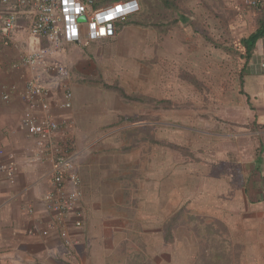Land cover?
Wrapping results in <instances>:
<instances>
[{
	"label": "crops",
	"instance_id": "obj_1",
	"mask_svg": "<svg viewBox=\"0 0 264 264\" xmlns=\"http://www.w3.org/2000/svg\"><path fill=\"white\" fill-rule=\"evenodd\" d=\"M114 38L87 47L64 43V63H58L66 74L42 80L61 125L55 136L68 142L83 192L82 215L72 214L63 230L48 229L52 214L43 197L52 189L51 175L48 164L34 161L33 141L21 128L26 105L18 93L9 101L2 97L12 83L23 85L9 66L17 53L10 47L0 53V164L10 153L17 160L14 178L0 173V264H163L168 248L171 264H264V73L247 66L242 80V107L256 130L240 132L248 137L230 149L208 147L214 160L173 166L165 158L162 118L156 114L149 129V104L133 97L126 82L116 86L106 77ZM27 40L32 49L37 38ZM260 55L264 38L253 57ZM65 83L74 98L63 109ZM181 215L185 222L175 230ZM185 227L187 240L177 235ZM198 245L204 256H198Z\"/></svg>",
	"mask_w": 264,
	"mask_h": 264
},
{
	"label": "rangeland",
	"instance_id": "obj_2",
	"mask_svg": "<svg viewBox=\"0 0 264 264\" xmlns=\"http://www.w3.org/2000/svg\"><path fill=\"white\" fill-rule=\"evenodd\" d=\"M91 1L97 7L116 0ZM138 1L140 10L116 27L115 43L109 48L112 67L106 66V77L116 86L126 82L133 97L149 104V129L156 126L152 119L156 114L162 118L159 128L164 129L166 162L183 167L214 160L206 154L211 145L230 149L240 137H248L240 132L258 127L249 123L251 114L242 107L241 89L244 65L251 67L260 59L254 56L246 62L241 40L264 19V0H168L170 6L164 0ZM28 27L27 22L16 31L10 46L13 56L18 49L48 46L37 38L31 49ZM63 46L49 59L64 63ZM131 82L133 87L128 86ZM228 157L239 169L236 157L231 152ZM184 217L180 216L181 222L174 219L175 230L184 224ZM177 232L178 238L188 239L187 227ZM197 234L204 238L203 232ZM197 248L198 256H204L203 246ZM168 250L163 264H171L172 248ZM148 261L152 264L153 259ZM196 264L205 262L200 259Z\"/></svg>",
	"mask_w": 264,
	"mask_h": 264
},
{
	"label": "built area",
	"instance_id": "obj_3",
	"mask_svg": "<svg viewBox=\"0 0 264 264\" xmlns=\"http://www.w3.org/2000/svg\"><path fill=\"white\" fill-rule=\"evenodd\" d=\"M139 10L138 0H118L97 7L93 6L91 0H0V53L12 45L24 16L28 19L29 35L48 43L47 47L33 51L17 50V56L9 66L19 75L23 85L12 83L2 96L5 101H9L12 92L18 93L25 103L27 111L21 119V128L33 141L34 161L49 165L52 189L43 197L47 210L52 214L48 229H66L72 214L80 217L82 211L79 204L83 195L81 178L74 172L75 159L69 144L55 136L61 125L51 109L50 89L42 83L45 77H63L66 67L49 57L64 43L87 47L93 42L113 37L118 22L127 20ZM81 16H85L86 20L80 21ZM259 59L252 67L264 73V55H260ZM73 98L72 88L65 83L64 100L60 107L71 108ZM16 167V156L10 153L8 159L0 164V173L12 179ZM27 210L34 214L33 207ZM81 224L80 219L75 221L76 226ZM48 229L43 234H47ZM68 244L71 241L68 240Z\"/></svg>",
	"mask_w": 264,
	"mask_h": 264
},
{
	"label": "trees",
	"instance_id": "obj_4",
	"mask_svg": "<svg viewBox=\"0 0 264 264\" xmlns=\"http://www.w3.org/2000/svg\"><path fill=\"white\" fill-rule=\"evenodd\" d=\"M117 1V0H116ZM166 5L170 6L168 0H164ZM264 38V19L261 20L259 27L250 33L247 37L241 40V44L245 49V58L246 62H248L254 55V52L257 48V43L260 39ZM249 64V63H248ZM247 64L244 65L242 69V80H243V73L247 71ZM243 82V81H242Z\"/></svg>",
	"mask_w": 264,
	"mask_h": 264
},
{
	"label": "water",
	"instance_id": "obj_5",
	"mask_svg": "<svg viewBox=\"0 0 264 264\" xmlns=\"http://www.w3.org/2000/svg\"><path fill=\"white\" fill-rule=\"evenodd\" d=\"M79 20H80V21H85L86 18H85V16H81V17L79 18Z\"/></svg>",
	"mask_w": 264,
	"mask_h": 264
}]
</instances>
